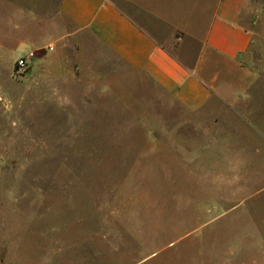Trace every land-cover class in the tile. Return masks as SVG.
<instances>
[{"label":"rangeland","instance_id":"374dc122","mask_svg":"<svg viewBox=\"0 0 264 264\" xmlns=\"http://www.w3.org/2000/svg\"><path fill=\"white\" fill-rule=\"evenodd\" d=\"M56 8L0 0V264H264V142L215 141L211 184L140 153L146 134L206 129L88 37L80 47ZM245 16L264 60V0Z\"/></svg>","mask_w":264,"mask_h":264},{"label":"crops","instance_id":"0c3cea01","mask_svg":"<svg viewBox=\"0 0 264 264\" xmlns=\"http://www.w3.org/2000/svg\"><path fill=\"white\" fill-rule=\"evenodd\" d=\"M56 1V15L70 25L68 35L80 47L90 51L88 37L118 65L169 93L192 123L206 129L190 135L146 134L150 144L140 153L175 155L169 165L195 175L210 173L206 183L211 184L215 141L264 142V60L245 22L248 0ZM116 63L111 61L112 78L119 75ZM165 138L175 140V152ZM228 150L223 144L220 156Z\"/></svg>","mask_w":264,"mask_h":264},{"label":"built area","instance_id":"2783aa9c","mask_svg":"<svg viewBox=\"0 0 264 264\" xmlns=\"http://www.w3.org/2000/svg\"><path fill=\"white\" fill-rule=\"evenodd\" d=\"M33 57V52L29 51L26 53V55L21 56L18 58L17 60V66L19 69L25 68L27 67V64L29 62V60Z\"/></svg>","mask_w":264,"mask_h":264}]
</instances>
